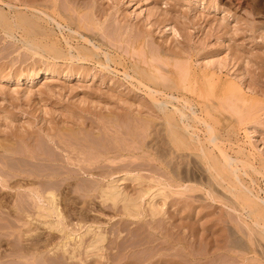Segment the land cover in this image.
<instances>
[{
  "label": "rangeland",
  "instance_id": "374dc122",
  "mask_svg": "<svg viewBox=\"0 0 264 264\" xmlns=\"http://www.w3.org/2000/svg\"><path fill=\"white\" fill-rule=\"evenodd\" d=\"M3 1L0 209L18 197L24 213L14 209L0 217V264H264V0H202L208 4L204 10L196 7L199 0H168L163 11L181 33L177 52L167 48L152 19L154 0L121 3L118 11L119 0H34L62 28L23 9L21 0ZM146 24L156 25L155 41L145 33ZM69 26L98 39L110 61L69 33ZM126 30L124 49L118 51L115 44ZM142 34L156 67L149 65L150 56L144 59L143 44L133 43ZM64 36L81 60L70 61ZM56 52L60 57L53 56ZM46 69L51 74L42 76ZM24 74L35 81L17 85L7 79ZM42 141L51 151L30 157L28 149L40 148ZM3 145L15 149L6 155ZM128 171L139 174L152 191L165 189L166 198L156 200L157 205L167 200L164 215L152 219L146 204L132 218L121 214L120 207L102 203L100 189ZM41 184L44 190H38ZM136 187L122 182L131 194ZM48 189L57 191L60 217L42 216ZM54 219L62 222L63 233L43 224ZM89 226L105 232L101 250L88 248ZM80 233V246L71 240L68 252L53 253Z\"/></svg>",
  "mask_w": 264,
  "mask_h": 264
},
{
  "label": "bare ground",
  "instance_id": "6f19581e",
  "mask_svg": "<svg viewBox=\"0 0 264 264\" xmlns=\"http://www.w3.org/2000/svg\"><path fill=\"white\" fill-rule=\"evenodd\" d=\"M1 2H2V0H0ZM5 1V0H4ZM4 1H3V4H4ZM22 1V7H23V9H26V10H30V11H33V12H39L41 15H42V17L44 16V19L46 18L47 19V21L49 20V21H51L52 23H54V25H57V27H63L62 25H61V23L55 18V17H53V16H51V15H48V13L47 12H45L44 10H41L40 9V7L38 8L37 6L35 7L34 6V2H36V1H34V0H21ZM47 1V0H46ZM97 1V0H96ZM108 1V0H107ZM138 1H141V2H145V1H147V0H138ZM185 1V0H184ZM183 1V2H184ZM188 1V0H187ZM48 2V1H47ZM151 2H153V1H151ZM151 2H148V3H151ZM176 2V1H175ZM189 2H190V0H189ZM192 2V1H191ZM121 3L123 4V3H128L129 5L130 4H132V0H119L118 2H117V4H116V6L118 7L117 8V11H118V9H120L119 7V5H121ZM133 3H134V1H133ZM145 3H147V2H145ZM144 3V4H145ZM154 3L155 4H157V6L155 5V10H153L152 12H151V14L152 15H154V16H156V17H152V19H153V21L154 22H156V25H157V27H159V29H160V32L159 33H161V34H163V37H164V39H165V42L166 43H168V44H166L168 47V49H170V50H173L174 52H177L176 50H178V49H174V47H175V45H177V41H178V39L181 37V33H180V31L175 27V25H173V23L172 22H170V21H172V20H170V18H166V15H165V12L163 11V8H164V10H165V7L167 8V5L169 4L168 3V0H154ZM179 3V2H178ZM196 3V2H195ZM216 3V2H215ZM6 4H8L7 6H9L10 8H15V9H18V7L19 6H17V4L16 5H14L13 3L12 4H10V3H6ZM5 4V5H6ZM39 4V3H38ZM102 4V3H101ZM177 4V3H176ZM181 4V3H180ZM2 5V4H1ZM133 5V4H132ZM138 5V4H137ZM152 5V4H151ZM186 5V4H185ZM199 6H196V7H198V8H201V9H206L207 8V5L208 4H206L205 5V2H203L202 0L200 1L199 0V4H198ZM46 6V5H45ZM59 6V5H58ZM122 6V5H121ZM149 6V5H148ZM153 6V5H152ZM171 6V5H170ZM9 7H8V9H9ZM98 7V6H97ZM150 7V6H149ZM188 7V6H187ZM3 8V7H2ZM103 8V7H102ZM102 8H100V7H98V12L101 14V15H105V11H103L102 10ZM172 8V7H171ZM190 8V7H189ZM195 8V7H194ZM197 8V9H198ZM145 9V8H144ZM187 9V8H186ZM192 9V8H191ZM201 9H198V10H200V12H204V11H201ZM222 9V8H221ZM10 10V9H9ZM167 10V9H166ZM198 10H197V12H198ZM142 11V10H141ZM168 11V10H167ZM193 11V10H192ZM195 12H196V10H194ZM213 11V10H212ZM79 12V11H78ZM191 12V11H190ZM209 12V11H208ZM214 12V11H213ZM224 12V11H223ZM82 13H83V10H82ZM98 13V14H99ZM180 13V12H179ZM189 13V12H188ZM220 13V12H219ZM97 14V13H96ZM183 14V13H182ZM208 14V13H207ZM210 14V13H209ZM221 14V13H220ZM222 14H225V13H222ZM39 15V14H38ZM38 15H37V17H38ZM100 15V16H101ZM169 15V14H168ZM201 15H202V13H201ZM14 16V15H13ZM171 16V15H170ZM205 16V15H204ZM223 16V15H222ZM15 17V16H14ZM13 17V18H14ZM20 17V16H19ZM28 17V16H27ZM36 17V16H35ZM145 17V16H144ZM214 17V16H213ZM137 18H138V16H137ZM187 18V17H186ZM194 18V17H193ZM195 18H196V16H195ZM199 18V17H198ZM205 18V17H204ZM30 19V18H29ZM32 19H34V18H32ZM36 19V18H35ZM68 19H69V17H68ZM71 19V18H70ZM136 19V18H135ZM191 19V18H190ZM202 19V18H201ZM219 19V18H218ZM226 19V18H225ZM131 20V19H130ZM137 20V19H136ZM148 20H149V18H148ZM178 20V19H177ZM195 20V19H194ZM209 20H211V19H209ZM217 20V19H216ZM34 21V20H33ZM140 21V19H138L137 20V23ZM152 21V20H151ZM186 21V20H185ZM189 21V20H188ZM199 21V20H198ZM200 21H202V20H200ZM204 21H205V19H204ZM16 22V21H15ZM27 22V21H26ZM37 22V21H36ZM153 22V23H154ZM191 22V21H190ZM224 22V21H223ZM34 23H35V21H34ZM128 23V22H127ZM180 23V22H179ZM193 23V22H192ZM206 23V22H205ZM22 24V23H21ZM72 24V23H71ZM143 24V23H142ZM147 24H150L149 23V21H148V23ZM143 25L142 27H143V29L145 30V33L149 36V37H155L153 40L151 39V41H155L156 40V34H154V31H155V29L157 28V27H153V28H150L148 25ZM202 24V23H201ZM204 24V23H203ZM216 24H218V23H216ZM20 25V24H19ZM53 25V26H54ZM64 25V24H63ZM108 25V24H107ZM162 25V26H161ZM14 26V25H13ZM23 26V25H22ZM27 26H29V25H27ZM46 26H48V25H46ZM50 26V25H49ZM52 26V25H51ZM65 26V25H64ZM70 26H72V25H70ZM68 27V29H69V33H71V34H74L75 36H77L78 38H80L81 40H83L86 44H88V45H90L91 47H92V49H93V51H94V54L96 55V56H104L106 59H107V61L109 60L110 61V59H109V56H108V54H107V52L106 51H104L103 49H102V47H101V44H99L98 42H96V41H98V39L95 41L94 40V38H91V36H87V35H85V34H82V33H80L79 31H76V30H74L72 27ZM128 26V25H127ZM201 26V25H200ZM200 26H199V29H200ZM204 26V25H203ZM207 26V25H206ZM213 26V25H212ZM30 27V26H29ZM34 27V26H33ZM56 27V28H57ZM89 27H90V25H89ZM141 27V26H140ZM185 27V26H184ZM183 27V28H184ZM196 27V26H195ZM198 27V26H197ZM21 28V27H20ZM129 28V27H128ZM127 28V29H128ZM134 28V27H133ZM182 28V27H181ZM203 28V27H202ZM215 28V27H214ZM263 28V27H262ZM60 29V28H59ZM65 29H67V28H65ZM110 29V28H109ZM232 29V28H231ZM31 30V29H30ZM44 30H45V28H44ZM54 30H56V29H54ZM124 30V29H123ZM157 30V29H156ZM194 30H196V28L194 29ZM206 30V29H205ZM264 30V29H263ZM18 31V30H17ZM158 31V30H157ZM157 31H156V33H157ZM193 31V30H192ZM234 31V30H233ZM59 32H61V31H59ZM198 32V31H197ZM214 32H215V30H214ZM16 33V32H15ZM64 33V32H63ZM127 33V30H126V32H122V33H120V40H119V42H120V44L119 45H117V44H115V46H116V50H118V51H120L119 49H124L123 47L124 46H122V41H123V38H124V36H125V34ZM213 33V32H212ZM7 34V33H6ZM9 34V33H8ZM60 34H62V33H60ZM192 34V33H191ZM206 34V33H205ZM208 34V33H207ZM261 34V33H260ZM15 35V34H14ZM13 34L11 35V34H9V35H7L9 38H12L13 36H14ZM66 35V34H65ZM103 35H105V34H103ZM230 35V34H229ZM1 36V35H0ZM24 36H25V34H24ZM58 36V35H57ZM61 37H62V35H60ZM99 36V35H98ZM97 36V34L96 33H94V35H92V37H98ZM160 36V35H159ZM17 37V36H16ZM28 37V36H27ZM30 37V36H29ZM65 37V36H64ZM73 37V36H72ZM105 37V36H104ZM35 38V37H34ZM43 38V37H42ZM99 38V37H98ZM192 38L193 37H191V40H192ZM12 39H15V38H12ZM19 39V38H18ZM17 39V40H18ZM29 39V38H28ZM210 39V38H209ZM233 39V38H232ZM264 39V38H263ZM25 40V39H24ZM62 40H65V43L67 44L66 46H67V55H68V57H69V59H71L70 61H73V60H75L76 61V59L79 61V60H81V58L79 57V55L78 56H74V53H73V51L76 49L73 45H72V43L70 42V39H68V37H65V38H63ZM125 40V39H124ZM131 40V39H130ZM134 40V41H133ZM132 41H133V43L135 44L136 43V45H135V47L136 46H138L139 45V43H142L143 44V49H144V55H145V57H144V59H148V57L150 58V61H149V65H151V66H155L156 64H154V62H157L155 59H157V58H154V56L153 55H150L149 54V51L147 52V50H146V43H147V37H146V35L144 34H142L141 36H138V37H136V38H134ZM216 40V39H215ZM218 40H220V39H218ZM21 40L19 39V42H20ZM28 41V40H27ZM43 41V40H42ZM73 41V40H72ZM79 41V40H78ZM82 41V42H83ZM150 41V42H151ZM157 41H159V40H157ZM156 41V42H157ZM208 41V40H207ZM214 41V40H213ZM7 42H8V40H7ZM23 42V41H22ZM104 42V41H103ZM114 42V41H113ZM117 42V41H116ZM212 42V41H211ZM12 43V42H11ZM31 43V42H30ZM30 43H28V45L29 46H31V44ZM54 43V42H53ZM124 43L126 44V42L124 41ZM133 43H131V45L133 44ZM154 43V42H153ZM207 43V42H206ZM13 44V43H12ZM83 44V43H82ZM103 44V43H102ZM28 45H27V47H28ZM54 45V44H53ZM61 45V44H60ZM111 45V44H110ZM152 45V44H151ZM189 45V44H188ZM191 45V44H190ZM24 46V45H23ZM37 46V45H36ZM105 46V45H104ZM113 46V45H112ZM128 46H129V44H128ZM149 46V45H148ZM158 46V45H157ZM164 47H165V45H163ZM186 46V45H185ZM210 46V45H209ZM35 47V46H34ZM39 47V46H38ZM54 47V46H53ZM89 47V46H88ZM106 47V46H105ZM130 47V46H129ZM154 47H155V45H154ZM161 44H160V49H159V52L160 53H162V54H164L163 53V49H161ZM204 47V46H203ZM13 48V47H12ZM11 48V49H12ZM33 48V47H32ZM52 48V47H51ZM152 48H153V46H152ZM192 48V47H191ZM133 49V48H132ZM167 49V50H168ZM1 50V49H0ZM169 50V51H170ZM37 51V50H36ZM39 51V50H38ZM61 51V50H60ZM80 51V50H79ZM110 51V50H109ZM151 51V50H150ZM154 51V50H153ZM197 51V50H196ZM14 52V51H13ZM48 52V51H47ZM62 52V51H61ZM134 52V51H133ZM158 52V54H160ZM11 53V52H10ZM29 53V52H28ZM32 53V52H31ZM34 53V52H33ZM38 53H40V52H38ZM113 53V52H112ZM203 53V52H202ZM4 54V53H3ZM2 54V55H3ZM59 54L60 53H58V52H56V53H54L53 54V56L55 57V58H58V57H60L59 56ZM77 54V53H76ZM131 54V53H130ZM161 54V55H162ZM190 54V53H189ZM193 54V53H192ZM245 54V53H244ZM1 55V54H0ZM48 55V54H47ZM120 55V54H119ZM133 55V54H132ZM171 55V54H170ZM186 55V54H185ZM7 56V55H6ZM31 56V55H30ZM123 56V55H122ZM175 56V55H174ZM200 56V55H199ZM48 57V56H47ZM53 57V58H54ZM176 57V56H175ZM180 57V56H179ZM204 57V56H203ZM7 58V57H6ZM98 58V57H97ZM105 58H104V60H105ZM123 58V57H122ZM133 58V57H132ZM4 59H5V57H4ZM27 59V58H26ZM29 59V58H28ZM87 59V58H86ZM125 59H126V57H125ZM139 59V58H138ZM146 59V60H147ZM197 59V58H196ZM233 59V58H232ZM14 60H15V58H14ZM140 60L141 59H139V62H140ZM11 61V60H10ZM17 61V60H16ZM85 61H87V60H85ZM89 61H90V59H89ZM91 61H92V59H91ZM108 61V62H109ZM135 61V60H134ZM153 61V62H152ZM170 61V60H169ZM197 61V60H196ZM219 61V60H218ZM227 61V60H226ZM43 62V61H42ZM46 62V61H45ZM96 62V61H95ZM126 62V61H125ZM200 62V61H199ZM59 63V62H58ZM79 63H81V62H79ZM78 63V64H79ZM111 63H113V62H111ZM136 63V62H135ZM134 63V64H135ZM148 63V62H147ZM222 63V62H221ZM232 63H234V62H232ZM22 64V63H21ZM94 64V63H93ZM108 64V63H107ZM129 64V63H128ZM161 65L163 64V63H160ZM159 64V65H160ZM227 64L228 63H226L225 65L227 66ZM8 65V64H7ZM42 65V64H41ZM40 65V66H41ZM48 65V64H47ZM103 65V64H102ZM115 65V64H114ZM224 65V66H225ZM237 65V64H236ZM14 66V65H13ZM39 66V67H40ZM55 66V65H54ZM53 66V67H54ZM111 68H113V70L115 71V69H114V67H113V65H109ZM128 66V65H127ZM135 66V65H134ZM157 66V65H156ZM155 66V67H156ZM209 66H211L212 67V65H208V66H206V67H209ZM216 66V65H215ZM233 66V65H232ZM39 67H37V68H39ZM108 66L106 65V68H107ZM109 67V68H110ZM228 67H230V66H228ZM75 68V67H74ZM79 68H81V67H79ZM117 69L116 70H119L118 69V67H116ZM150 68V67H149ZM204 68V67H203ZM219 68H221V67H219ZM225 68V67H224ZM223 68V69H224ZM237 68V67H236ZM164 69H165V67H164ZM167 69H168V67H167ZM226 69V68H225ZM41 70V69H40ZM57 70V69H56ZM127 70H128V67H127ZM170 69H168V71H169ZM220 70V69H219ZM248 70V69H247ZM125 71V70H124ZM123 71V72H124ZM130 71V70H129ZM173 71V70H172ZM192 71V70H191ZM226 71V70H225ZM230 71V70H229ZM232 71V70H231ZM239 71V70H238ZM243 71V70H242ZM12 72V71H11ZM56 72V71H55ZM64 72V71H63ZM68 72V71H67ZM91 72V71H90ZM112 70H111V74H112ZM117 72H119L120 73V71H117ZM122 72V73H123ZM128 72V71H127ZM127 72H124L125 74V77H131L130 75L131 74H128ZM183 72V71H182ZM226 72H228V71H226ZM233 72V71H232ZM241 72V71H240ZM110 73V72H109ZM130 73V72H129ZM48 74H51V70H49V69H46V70H43V74H42V76L43 75H48ZM106 74V73H105ZM108 74V73H107ZM106 74V75H107ZM116 74V73H115ZM229 74H230V72H229ZM237 74V73H236ZM68 75V74H67ZM95 75V74H94ZM134 75V74H133ZM221 75V74H220ZM69 76V75H68ZM115 76V75H114ZM91 77V76H90ZM109 77H110V75H109ZM132 77H134V76H132ZM243 77V76H242ZM18 79L17 80H14L12 77H9V78H7V79H9L10 81H13V83H15V84H17V85H20V83H22V84H24L25 83V80H26V83H33L34 81H35V79H36V77L35 76H32V75H29V74H24V76H23V78H21L20 76L19 77H17ZM135 78V77H134ZM13 79V80H12ZM107 79V78H106ZM136 79V78H135ZM193 79V78H192ZM237 79V78H236ZM92 80V79H91ZM110 80V79H109ZM137 80V79H136ZM140 80H142V79H140ZM138 81L139 82V84L141 85L143 82L142 81ZM8 81V80H7ZM222 81V80H221ZM238 81V80H237ZM102 82H103V80H102ZM242 82V81H241ZM147 83V82H146ZM146 83L145 84H143L142 86H144V85H146ZM222 83V82H221ZM220 83V84H221ZM138 84V85H139ZM139 85V86H140ZM160 85H165V83H161ZM244 85V84H243ZM247 86V85H246ZM245 86V87H246ZM147 87L148 88H151V87H149L148 86V84H147ZM250 87V86H249ZM221 88H222V86H221ZM220 88V89H221ZM158 89V88H157ZM249 89V88H248ZM149 90V89H148ZM151 90V91H150ZM149 91L151 92V93H156V92H158L159 90H155V89H150ZM162 90V89H161ZM164 90V89H163ZM165 91V90H164ZM168 92V91H167ZM170 92V91H169ZM168 92V93H169ZM89 93V92H88ZM163 93V92H162ZM173 93V92H172ZM239 93V92H238ZM156 94H158V93H156ZM161 94V93H160ZM155 95V94H154ZM162 95V94H161ZM172 96L174 97V95L172 94ZM181 96V95H180ZM113 97H115V96H113ZM168 98V97H167ZM185 98V97H184ZM120 99V98H119ZM240 99H242V98H240ZM159 100V99H158ZM156 101V104H159V105H162L163 103V100L162 101H160V102H158L157 100H155ZM84 102V101H83ZM86 103V102H85ZM180 104V103H179ZM165 105V104H164ZM89 106H91V105H89ZM168 106V105H167ZM175 106V105H174ZM173 106V107H174ZM110 108V107H109ZM169 109V108H168ZM107 110H109V109H107ZM178 110V109H177ZM176 110V111H177ZM101 111V110H100ZM179 111V110H178ZM191 111V110H190ZM104 112V111H103ZM110 112V111H109ZM176 113V112H175ZM179 113V112H178ZM183 113V112H182ZM181 112H180V114L183 116V114H182ZM198 113V112H197ZM105 115V114H104ZM180 115V116H181ZM181 116V117H182ZM188 116V115H187ZM187 116H186V118H187ZM192 116H193V114H192ZM195 117V116H194ZM2 118V117H1ZM6 118H8V117H6ZM5 119V118H4ZM181 119H183V118H181ZM7 120V119H6ZM116 120V119H115ZM106 121V120H105ZM184 121V120H183ZM109 122V121H108ZM108 122H106V123H108ZM204 123H205V121H204ZM114 124V123H113ZM182 124V123H181ZM185 124V123H184ZM87 125V124H86ZM208 125V124H207ZM182 126V125H181ZM2 127V126H1ZM104 127V126H103ZM114 127V126H113ZM112 128V127H111ZM185 129V128H184ZM192 133V132H191ZM212 135H214V134H212ZM196 137V136H195ZM199 138V137H198ZM46 140V139H45ZM52 141V140H51ZM74 141H77V140H74ZM213 141V140H212ZM45 142V141H44ZM44 142L42 141V142H40V144H38L39 145V147L40 148H36V147H33V148H27L28 149V151L30 152V154L32 155V156H30V157H33V156H36V155H38V156H41L42 154H44L45 152L46 153H48V151H51V150H49V148L47 147V146H45V144H44ZM66 142V141H65ZM83 142V141H82ZM88 142V141H87ZM53 143V142H52ZM215 143V142H214ZM82 143H80V145H81ZM218 143H216V145H217ZM33 145V144H32ZM4 146V145H3ZM22 146V145H21ZM86 146V145H85ZM218 146V145H217ZM63 147V146H62ZM61 147V148H62ZM1 148V147H0ZM5 148V149H4ZM4 148H3V151L2 152H4V154H8V152L9 151H13V149H15L13 146H7V145H5L4 146ZM53 148H54V146H53ZM97 148V147H96ZM214 148V147H213ZM2 149V148H1ZM16 149H18L17 150V152H21L22 154H27L21 147H16ZM47 149V150H46ZM73 149V148H72ZM217 149V148H216ZM85 150V149H84ZM221 150V149H220ZM53 151V150H52ZM62 151V150H61ZM100 151V150H99ZM108 151V150H107ZM222 151V150H221ZM10 152V153H11ZM74 152V151H73ZM112 152V151H111ZM132 152V151H131ZM224 152V151H223ZM20 153V154H21ZM49 153H51V152H49ZM55 153V152H54ZM69 153V152H68ZM90 153H91V151H90ZM222 153V152H221ZM53 154V153H52ZM13 155V154H12ZM65 155V154H64ZM79 155V154H78ZM100 155V154H99ZM105 155V154H104ZM225 155V154H224ZM54 156V155H53ZM61 156H63L62 154H61ZM93 156V155H92ZM117 157H118V155H116ZM107 157V156H106ZM112 157V156H111ZM8 159V158H7ZM56 159V158H55ZM12 160V159H11ZM33 160V159H32ZM44 159H41V161H43ZM87 160V159H86ZM226 160V159H225ZM9 161V160H8ZM28 161V160H27ZM39 161V160H38ZM51 161V160H50ZM54 161V160H53ZM56 161H58V160H56ZM82 161V160H81ZM102 161V160H101ZM23 162H26V161H23ZM36 162V161H35ZM17 163V162H16ZM64 163V162H63ZM70 163H72L71 161H70ZM131 163V162H130ZM74 164V163H73ZM93 164V163H92ZM120 164V163H119ZM24 165V164H23ZM95 165V164H94ZM110 165V164H109ZM76 166V165H75ZM60 167V166H59ZM231 167V166H230ZM86 168V167H85ZM93 168V167H92ZM101 168V167H100ZM111 168V167H110ZM22 169V168H21ZM87 170V169H86ZM129 170V169H128ZM92 172V171H91ZM235 173V172H234ZM43 175V174H42ZM52 175V174H51ZM50 175V176H51ZM19 178V177H18ZM53 179V178H52ZM109 179V178H108ZM54 180V179H53ZM71 180V179H70ZM126 180H129L130 182H132L133 184H136L137 185V189H136V191H135V193L134 194H131V193H129V192H127V191H125L123 188H122V182H124V181H126ZM141 180H142V177L139 175V174H133V173H129V171H128V173H126L125 175H120V176H118V177H114V178H112L111 180H109L107 183H106V185L102 188V189H100V197H101V201H102V203H104V204H106V203H111V205L113 206V208L115 209V208H118V207H120V209H121V214H124V215H126L127 217L129 216V217H138L139 215H141L142 213H143V210L144 209H142L143 208V206H145L146 204H147V206H149V212L150 213H148L150 216L149 217H151L152 219H155L156 217H158V216H162V215H164L165 213H164V210H165V206H166V201L164 200L163 201V203L161 204V205H157V203H156V200H157V198H161V199H165L166 198V191H165V189H163L162 187H160V188H158L156 191H152V189L153 188H150L149 186H145V185H143L142 183H141ZM84 185V184H83ZM57 186V185H56ZM44 187V186H43ZM43 187H42V189H43ZM89 187H92L91 185L89 186ZM154 187V186H153ZM94 188V187H93ZM97 188H99V187H97ZM96 190H98V189H96ZM154 190V189H153ZM247 190V189H246ZM55 192H57L56 191V189L55 190H52V189H48V190H46V192H45V194L47 193V202H48V204L49 205H47V206H44L43 208H44V211H45V213L42 215L43 217H46V218H48V217H51V216H53V215H56V216H59V204H58V202H57V197H56V193ZM45 200H46V198H45ZM41 206V205H40ZM145 208V207H144ZM116 210V209H115ZM42 214V213H41ZM41 216V217H42ZM147 216V215H146ZM145 216V218H147ZM60 217V216H59ZM157 220V219H156ZM147 221V220H146ZM151 222V221H150ZM45 226H47V228L48 229H50L51 231H56V232H58V233H63V226H62V222L60 221V220H58V219H54V220H52V221H48V222H45V223H43ZM92 226V225H91ZM91 226H89L86 230H85V233L86 234H88V233H92V237H91V239H90V246L88 247L89 249H93V250H95V248L96 249H99V250H101V244L105 241V239H106V234H105V232H102L101 231V229H99V230H95L93 227H91ZM83 237H84V234H82V233H80L79 235H73L72 237H68V239L67 240H65L59 247H56L54 250H53V253H55L56 251H59V250H61L64 254L66 253V252H68V246L70 245V241L71 240H73L74 242H76L77 243V245H79V244H82V242H83ZM101 245V246H100ZM80 246V245H79ZM79 246H78V248H79ZM77 250H79V249H77ZM74 251L75 250H73V254H74ZM55 256V255H54ZM73 257L74 256H70V258L71 259H73ZM50 262H52V261H50ZM53 263V262H52ZM55 263V262H54ZM55 264H57V263H55Z\"/></svg>",
  "mask_w": 264,
  "mask_h": 264
},
{
  "label": "crops",
  "instance_id": "0c3cea01",
  "mask_svg": "<svg viewBox=\"0 0 264 264\" xmlns=\"http://www.w3.org/2000/svg\"><path fill=\"white\" fill-rule=\"evenodd\" d=\"M42 187H43V189H42ZM37 188H38V190H44L46 188V186L44 184H41L39 187L37 186ZM31 190H29V191H31ZM4 201H5V203L8 202V200H5V198L1 199V202H4ZM9 202H10L9 206H7V205L1 206L0 217L3 216L4 212L7 213L8 211H11L14 209L20 214L24 213V206H23L24 202L22 199H19L18 197L16 199L12 198L11 200H9Z\"/></svg>",
  "mask_w": 264,
  "mask_h": 264
}]
</instances>
